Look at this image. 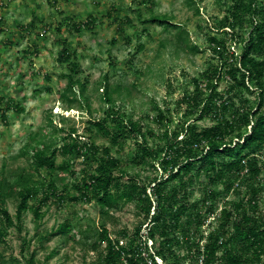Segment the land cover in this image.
Returning a JSON list of instances; mask_svg holds the SVG:
<instances>
[{"label":"trees","instance_id":"obj_1","mask_svg":"<svg viewBox=\"0 0 264 264\" xmlns=\"http://www.w3.org/2000/svg\"><path fill=\"white\" fill-rule=\"evenodd\" d=\"M187 1L198 14L196 0ZM135 13L143 25L175 30L177 41L198 53L196 46L183 40L187 34L181 27L166 16L151 15L142 20L140 13ZM111 15L106 14L110 19ZM94 25L95 20L90 18L81 26L71 24V28L79 32L80 28L93 29ZM216 29L226 35L208 39L216 63L192 79V91L177 103L178 111L185 109L180 118L173 119L169 111L158 106L153 108L154 115H147L146 119L157 125V130L145 129L141 118L134 120L116 106L113 96L120 93V88L110 90L106 78L101 96L106 106L104 115L87 123L110 146H96L78 134L75 127L58 128L51 113L47 114L46 126L31 132L18 154L27 158L30 169H22L10 179L0 174V245L6 243L7 228L21 234L28 212L38 230L45 217L43 209L52 203L95 202L103 214L120 204L134 203L143 222L132 236L121 231L126 240L123 246L102 227L97 242L98 247L104 245L100 264H121L122 258L129 264H143L136 241L147 221L152 226L149 235L154 240L155 255L164 264H182L187 257L194 262L200 254L201 227L210 217L214 219L208 226L215 227L203 246L204 264H264V212L259 210L264 167V0H229ZM116 31L123 34L121 27ZM229 42L239 47L238 53L229 52ZM65 46L63 42L56 56L57 62L67 69L66 85L59 100L66 111L77 109L91 114L87 83L77 78L80 66L75 52H69ZM142 51L143 46L139 45L136 53ZM221 83L226 86L219 91ZM3 101L0 98V103ZM6 106L10 110L8 102ZM1 118L6 121L4 112ZM204 120L211 124L197 125ZM65 121L62 117L61 124ZM47 127L51 128V135ZM59 133L64 135L57 147L52 137ZM127 142L133 146L128 164L148 166L160 175L146 183L122 170L121 160L111 155V149L123 148ZM58 155L62 156L60 163ZM76 162L82 165L81 177L71 182L75 193L70 195L63 183L66 176H75ZM58 182L62 183L61 189ZM198 185L202 196L193 200V189ZM242 188L245 192L239 198ZM231 191L238 199L218 206L219 198ZM11 198L16 201L14 217L6 210V202ZM70 231L71 226L64 222L38 239L45 242ZM21 241L26 244L25 239ZM23 248L21 260H5L0 254V264H34V254L25 253Z\"/></svg>","mask_w":264,"mask_h":264},{"label":"rangeland","instance_id":"obj_2","mask_svg":"<svg viewBox=\"0 0 264 264\" xmlns=\"http://www.w3.org/2000/svg\"><path fill=\"white\" fill-rule=\"evenodd\" d=\"M140 1H1L4 5L0 9V98L4 101L0 103V174L10 179L22 169H30L27 158L18 157V154L29 134L46 126L48 113H51L53 124L58 128L67 130L75 127L78 134L92 140L96 146H110L108 140L87 123L89 119L95 120L104 115L106 106L101 101L104 78L110 90L120 88V93L113 96L116 106L134 120L141 118L145 129L157 130V125L146 119L147 115H154L155 106L169 111L173 119L180 118L185 109L178 111L177 103L186 92L192 91V79L216 63L208 39L226 36L217 32L216 28L229 0H196L198 14L187 0H151L145 5ZM109 12L112 13L111 19L106 16ZM135 12L140 13L142 20L151 15L166 16L181 27L187 34L183 40H188L186 44L189 46H196L198 53L189 51L177 41L175 30L143 25ZM90 18L95 20L93 29L80 28L79 32H75L71 28V24L81 26ZM118 27H121L123 34L116 31ZM63 42L69 52H75L76 62L80 66L77 78L87 83L91 114L77 109L66 111L59 100L66 85L64 76L67 73L66 67L56 60ZM139 45L143 46V51L136 53ZM228 50L238 53L239 47L231 43ZM225 86V83H221L219 91L224 90ZM7 102L10 110H6ZM2 112L5 113V122L1 118ZM62 117L66 120L64 124H61ZM210 124L209 120L197 122L200 127ZM50 129L47 127L51 135ZM63 135L59 133L52 137L57 147L61 145ZM132 147V143L127 142L123 148L111 149V155L121 160V169L139 176L146 183L160 175L148 166H130L128 157ZM61 161L62 156L58 155L57 163ZM75 165V176H66L63 183L67 187L66 193L70 195L75 193L71 182L81 177L82 165L79 162ZM261 180L263 191L259 210L264 212V167ZM200 186L194 187L193 200L201 198ZM58 187L61 189L62 183L58 182ZM244 192L242 188L239 198ZM237 199L238 196L231 191L223 194L217 203L219 206ZM15 207L16 201L8 199L6 210L12 217ZM43 212L45 217L38 230L31 212L23 218L21 234L12 227L6 229V243L0 245V254L5 260L11 257L21 260L20 252L25 246V253L34 254V264H100L104 245L98 247L97 242L102 227L107 229L112 239L125 242L121 231L126 230L132 236L143 222V215L134 203L120 204L105 214L95 202L52 203ZM64 222L71 226L69 234L39 241L38 237L54 231ZM22 239H25V245Z\"/></svg>","mask_w":264,"mask_h":264},{"label":"built area","instance_id":"obj_3","mask_svg":"<svg viewBox=\"0 0 264 264\" xmlns=\"http://www.w3.org/2000/svg\"><path fill=\"white\" fill-rule=\"evenodd\" d=\"M2 1V0H1ZM0 1V9L4 5L3 2ZM229 32V29H225ZM213 217H210L204 226L201 227V232L203 234V239L199 242L200 245V254L195 258L194 262L187 257L182 264H204V254H203V246L206 242L207 235L211 229L215 226H208L212 221ZM151 224L146 223L145 225L141 226L138 238L136 241V246L140 252V258L143 260V264H164L163 260L155 255V248H154V240L150 237L149 232L151 229ZM112 239V238H111ZM126 244L122 240H119V245L123 246ZM121 264H129L125 258L121 259Z\"/></svg>","mask_w":264,"mask_h":264}]
</instances>
